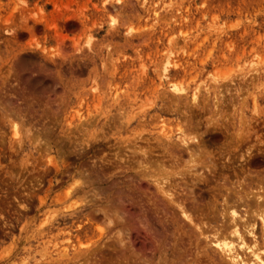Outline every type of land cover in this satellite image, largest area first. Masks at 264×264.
<instances>
[{
	"label": "rangeland",
	"instance_id": "rangeland-1",
	"mask_svg": "<svg viewBox=\"0 0 264 264\" xmlns=\"http://www.w3.org/2000/svg\"><path fill=\"white\" fill-rule=\"evenodd\" d=\"M0 108V264H226L207 240L264 199V0H0Z\"/></svg>",
	"mask_w": 264,
	"mask_h": 264
},
{
	"label": "bare ground",
	"instance_id": "bare-ground-1",
	"mask_svg": "<svg viewBox=\"0 0 264 264\" xmlns=\"http://www.w3.org/2000/svg\"><path fill=\"white\" fill-rule=\"evenodd\" d=\"M168 59V58H167ZM167 63L164 65H167V64H170L168 61H166ZM172 63V62H171ZM163 65V67H164ZM166 67H164L165 69ZM166 70V69H165ZM164 70V71H165ZM165 73V72H163ZM165 75V74H164ZM172 85V84H171ZM174 85V83H173ZM175 86V85H174ZM173 86V87H174ZM171 88V90H173L174 88ZM180 89V88H179ZM175 90L177 91L178 90V87L177 89L175 88ZM181 90V89H180ZM178 91V92H181V91ZM174 91V90H173ZM183 92V90H182ZM195 92V91H194ZM175 94V93H174ZM181 94V93H180ZM193 97H192V100L195 101L197 96L192 93ZM1 109V108H0ZM3 111V110H2ZM10 111V110H9ZM7 113V112H6ZM12 113V112H11ZM16 114V113H15ZM11 115V114H10ZM8 116V115H7ZM6 117V116H5ZM14 122V121H13ZM162 123V122H161ZM161 125V124H160ZM162 125H164L162 123ZM191 126V125H190ZM17 127V126H16ZM163 128V126H162ZM162 130V129H161ZM164 130V129H163ZM162 130V131H163ZM182 130V129H181ZM181 130L179 129L180 133H181ZM160 131V130H159ZM183 131V130H182ZM166 133V131H163ZM179 133V132H178ZM164 134V133H163ZM188 135V134H187ZM187 135H184V134H181L177 139H178V142L181 143V145L185 148L186 152H187V155H188V158H189V161L191 162H195V160H199L201 155H200V152L197 150L199 149V145H197L198 143L195 141V137H188ZM237 135V134H236ZM167 137V136H166ZM193 141L197 144H195L194 146H192L191 142L193 143ZM201 143V142H200ZM199 143V144H200ZM203 145H201L202 147ZM141 149V148H140ZM139 149V150H140ZM120 150V149H119ZM183 151V150H182ZM207 151V150H206ZM140 153V152H139ZM144 153V152H143ZM119 155V154H118ZM150 155V154H149ZM164 155V154H163ZM184 155V154H183ZM126 156V155H125ZM124 156V157H125ZM153 156V155H152ZM203 156V155H202ZM117 157V156H116ZM151 157V156H150ZM160 157V156H159ZM158 157V158H159ZM155 159V158H154ZM125 160V159H124ZM149 160V159H148ZM102 161V160H101ZM151 161V160H149ZM154 161V160H153ZM116 162V161H115ZM131 162V161H130ZM146 162V161H145ZM144 162V163H145ZM148 162V161H147ZM157 162V161H156ZM159 162V161H158ZM143 163V162H142ZM153 163V162H152ZM160 163V162H159ZM114 164V163H113ZM146 164V163H145ZM155 164V163H154ZM138 165V164H137ZM161 165V164H160ZM159 165V166H160ZM196 165V163H195ZM111 166V165H110ZM167 166V165H166ZM108 167V166H107ZM162 167V166H161ZM197 167V166H196ZM138 168V167H137ZM144 168V167H143ZM129 168H127L128 170ZM142 169V167H141ZM146 169V167H145ZM163 170V169H162ZM142 171V170H141ZM97 173V172H96ZM142 173V172H141ZM150 173V172H149ZM117 174V173H116ZM144 175V174H143ZM189 175V174H188ZM147 176V175H145ZM141 177V176H140ZM147 178V177H146ZM167 178V177H166ZM184 178V177H183ZM194 178H196L194 176ZM91 179V178H90ZM157 179V178H156ZM158 180V179H157ZM163 180V179H162ZM164 180L166 181L167 179L164 178ZM196 180V179H195ZM153 181V180H152ZM155 181V180H154ZM153 181V182H154ZM161 181V180H160ZM198 181V180H197ZM97 182V181H96ZM101 182V181H100ZM164 182V181H163ZM264 182V181H262ZM155 183V182H154ZM109 184V183H108ZM156 184V183H155ZM154 184V185H155ZM159 184V183H158ZM157 184V185H158ZM163 184V183H162ZM165 185H167L166 183H164ZM183 184V183H182ZM259 184V183H258ZM165 185H158V191H160L161 193V197L162 195L165 197V200L168 199L169 201L168 202H174L176 200L173 201V196L169 190V188H165ZM173 185V184H172ZM185 185V184H184ZM107 186V185H106ZM134 186V185H133ZM170 187V185H168ZM8 188V187H7ZM108 188V187H107ZM157 188V187H156ZM165 188V189H164ZM172 188V186H171ZM170 188V189H171ZM96 189V188H95ZM137 189V188H136ZM91 190V189H90ZM173 190V188H172ZM95 191V190H94ZM89 192V191H88ZM126 193V192H125ZM176 193V192H175ZM68 194V193H67ZM127 194V193H126ZM133 194V193H132ZM135 194V193H134ZM94 195V194H93ZM125 195V194H124ZM176 195V194H174ZM185 195V194H183ZM191 195V194H190ZM180 196V195H179ZM186 196V195H185ZM127 197V196H126ZM176 197V196H175ZM155 198V197H154ZM179 198V197H178ZM241 197H239L240 199ZM258 198V199H257ZM256 198V203L254 205V209L251 211L254 215H253V223H251L250 221L247 222V219H245V215H236V212L234 210L231 209V206L230 205H227L226 208L228 206H230L229 209H231L232 211L230 212V215L228 217L225 218V222L224 224H222L221 226H223L222 228V232H220V230H216L217 232L214 234V238L213 239H210V240H207V246L209 248H212L213 249V252H217L221 258V260H223V262H225L226 264H264V259H263V256H264V199H260L261 197H257ZM117 199V197H116ZM134 199V198H133ZM159 199V198H158ZM177 199V198H175ZM193 199V198H192ZM243 199V198H241ZM142 200V199H141ZM185 200V199H184ZM222 200H225L224 198ZM254 199H252L251 201H253ZM196 201V200H195ZM244 201V199L242 200V202ZM192 202V201H191ZM225 202V201H224ZM162 203V202H161ZM176 203V205H175ZM174 205L176 206V208L179 210V214L180 216L182 217L183 220H186V222H190V223H193V219L191 218L190 214L188 213L187 209L184 208L180 202H175ZM253 203V204H254ZM224 204V203H223ZM252 204V205H253ZM158 205V204H157ZM168 205V203H167ZM226 205V204H225ZM250 205V204H249ZM74 206V205H73ZM112 206V205H111ZM222 206V205H221ZM122 207V206H120ZM127 207V206H126ZM99 209V208H98ZM106 209V208H105ZM108 209V208H107ZM110 209V208H109ZM119 208L116 207V209H114V212L116 211V215L115 217L118 215L120 219H118L117 221V218L118 216L116 217V220H115V217L113 219V217L110 218V215L109 217H107V213L104 215V217H106L107 219V223L108 225H113L114 227H119L117 228V235H116V241L118 242L119 244V247H124L125 245V242H124V237H127L126 235L124 236V233H126L127 231V226L124 227V225H128L127 224V221L123 216V213L125 212L123 208V211L120 210V213H119ZM252 209V208H251ZM113 210V209H112ZM99 211V210H98ZM97 211V212H98ZM102 211V210H101ZM105 211V210H104ZM224 211V210H223ZM227 211V210H226ZM229 211V210H228ZM249 211V210H248ZM99 213H101L99 211ZM165 213V212H164ZM110 214V213H108ZM126 214V213H124ZM129 214V213H128ZM225 214V213H224ZM89 215V214H88ZM92 216V215H91ZM111 216H113V214L111 213ZM130 216V215H129ZM128 216V218H129ZM252 216V215H250ZM248 216V217H250ZM140 217V216H139ZM144 217V216H143ZM152 217V216H151ZM246 217V218H248ZM135 218V217H134ZM145 218V217H144ZM142 218V220L144 219ZM147 218V217H146ZM167 218V217H166ZM252 218V217H251ZM105 219V218H104ZM198 219V218H197ZM196 219V220H197ZM115 221L118 222V225L117 223H115ZM146 221V220H145ZM101 222V221H100ZM133 222V221H132ZM3 223V222H2ZM104 223V222H102ZM129 225L131 226V224L133 223H130L128 221ZM137 223V222H136ZM148 224V223H147ZM143 225V224H142ZM203 225V224H202ZM133 226V225H132ZM138 226V225H137ZM152 226V225H151ZM165 226V225H164ZM1 227V226H0ZM10 227V226H9ZM98 227V226H96ZM101 228V227H99ZM142 228V227H141ZM144 228V227H143ZM164 228V227H163ZM133 229V228H132ZM139 229V228H138ZM147 229V228H146ZM150 229V228H148ZM147 229V230H148ZM102 229H100L99 231H101ZM126 230V231H125ZM134 230V229H133ZM167 230V229H166ZM144 231V230H143ZM139 232V231H138ZM157 233V232H155ZM129 234V233H128ZM160 234V233H159ZM115 235V234H114ZM161 235V234H160ZM163 236V235H161ZM168 237V236H167ZM213 237V236H212ZM132 239V238H131ZM65 241H69L68 240H65ZM115 241V243H117ZM86 243V242H85ZM79 244H82V243H79ZM87 244V243H86ZM84 244V245H86ZM127 244V243H126ZM83 245V244H82ZM91 245V244H90ZM81 246V245H80ZM134 247V246H133ZM72 248V247H71ZM136 248V246H135ZM61 249H64V248H61ZM67 250V248H65ZM84 249V248H83ZM88 248H86L85 251H89L87 250ZM92 251V250H91ZM89 251V253L91 252ZM59 252V251H58ZM77 252V251H76ZM136 252V251H135ZM162 252V251H161ZM63 253V252H62ZM61 253V254H62ZM83 253V252H82ZM88 253V254H89ZM65 254V252L63 253ZM63 254L61 255V257L63 256ZM113 254V253H112ZM134 254V253H133ZM33 256V255H32ZM66 256V255H65ZM68 256V255H67ZM66 256V257H67ZM83 256V254H82ZM90 256V254H89ZM137 256V255H136ZM69 257V256H68ZM86 257V256H85ZM146 257V256H145ZM89 259V257H88ZM91 259V258H90ZM143 259V258H141ZM143 261V260H142ZM82 262H85L84 260ZM91 262V261H90ZM180 262V261H179ZM87 263V262H86ZM104 263V262H103Z\"/></svg>",
	"mask_w": 264,
	"mask_h": 264
}]
</instances>
